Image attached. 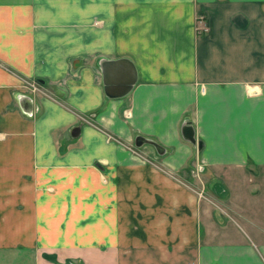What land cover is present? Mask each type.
<instances>
[{
  "label": "crops",
  "instance_id": "obj_1",
  "mask_svg": "<svg viewBox=\"0 0 264 264\" xmlns=\"http://www.w3.org/2000/svg\"><path fill=\"white\" fill-rule=\"evenodd\" d=\"M0 264H264V0H0Z\"/></svg>",
  "mask_w": 264,
  "mask_h": 264
},
{
  "label": "water",
  "instance_id": "obj_2",
  "mask_svg": "<svg viewBox=\"0 0 264 264\" xmlns=\"http://www.w3.org/2000/svg\"><path fill=\"white\" fill-rule=\"evenodd\" d=\"M103 74L104 93L109 98L123 97L128 94L136 82V71L133 63L128 58L104 60L101 63ZM193 144L196 143L194 134L186 137ZM151 144L158 150V144L142 136L135 139V145Z\"/></svg>",
  "mask_w": 264,
  "mask_h": 264
},
{
  "label": "rangeland",
  "instance_id": "obj_3",
  "mask_svg": "<svg viewBox=\"0 0 264 264\" xmlns=\"http://www.w3.org/2000/svg\"><path fill=\"white\" fill-rule=\"evenodd\" d=\"M198 15H199V14H198ZM198 15H197V17H198ZM197 22H198V25H196V30H197L198 28H200L199 26H200L201 21L198 20V18H197ZM39 88H40V87H39ZM40 89H41V88H40ZM43 92H44V91L39 90V91H36L35 94H36V95H38V94L40 95V94L43 93ZM44 93H45V92H44ZM83 118H84L85 121H88V118H89V117L86 116V117H83ZM128 148L133 150V148H132L131 146H128ZM188 172H189V174H192V175L194 176V178L196 179L195 181H193L192 186H196V185H199V186H200L201 184H200V182L198 181V178H199L198 175H200L201 172H198V171L196 172V171H193L192 169H189ZM204 180H205V179H204ZM188 184L191 186V183H188ZM201 186H202V185H201ZM193 188H195V187H193ZM202 191H203V190H202ZM202 191H201V192H202ZM201 192H200V197H206V198H209L208 196L211 197V196L213 195L211 190H208V191H207V190H204V193H201Z\"/></svg>",
  "mask_w": 264,
  "mask_h": 264
},
{
  "label": "built area",
  "instance_id": "obj_4",
  "mask_svg": "<svg viewBox=\"0 0 264 264\" xmlns=\"http://www.w3.org/2000/svg\"><path fill=\"white\" fill-rule=\"evenodd\" d=\"M197 18H198V20H200L202 22L204 17H203V15L199 14ZM29 86H30V90H32L33 92L40 90L39 86L37 85L36 82L29 83Z\"/></svg>",
  "mask_w": 264,
  "mask_h": 264
}]
</instances>
